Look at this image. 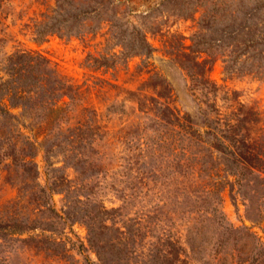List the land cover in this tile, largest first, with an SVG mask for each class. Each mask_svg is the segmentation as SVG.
Here are the masks:
<instances>
[{"label": "trees", "instance_id": "1", "mask_svg": "<svg viewBox=\"0 0 264 264\" xmlns=\"http://www.w3.org/2000/svg\"><path fill=\"white\" fill-rule=\"evenodd\" d=\"M61 1L55 21L34 30L37 39L50 33L59 37L84 36L87 9L71 0ZM5 37L2 26L0 118L7 124L4 139L8 145L1 168L4 173L0 170V175L17 188L18 194L8 202L13 208L0 217V247L8 240L41 241L43 235L12 236L39 227L36 217L40 204L56 214L46 206L47 199L39 202L40 198H51L54 190H62L65 197L69 195V202L85 204L93 192L90 178L101 179L99 184L110 178L109 185L120 201L117 206H108L93 197V203L79 215L87 221L89 243L93 245L96 239L95 250L101 263L106 262L107 252L109 264H118L120 253L128 249L127 242L135 243L136 234L150 232L157 209L164 213L162 221H169L160 226L162 246L170 253L186 254L193 244L191 234L202 235L206 220L223 227L218 204L225 184L236 185L237 194L249 209L259 201L264 221V114L257 105L243 101L235 89L222 90V104H218L221 88L210 77L208 59L179 63L200 104V123L166 101L173 95L168 82L147 69V78L135 89L106 82L124 95L117 101L118 107L114 102L106 106L105 116L123 115L121 101L133 102L132 117L113 129L86 100L87 87L33 49L3 51ZM145 48L149 49L147 43L132 45L130 50L133 55H147ZM232 52L233 58L222 60L227 77L249 73L264 79V29L248 31L244 39L233 44ZM139 67L138 64L136 68ZM39 149L46 168L44 184L38 180L35 160ZM57 155L62 164L55 166L51 159ZM65 165L76 173L74 180L65 175ZM103 185L108 187L106 182ZM77 192L82 194L70 196ZM152 197L157 199L155 204L151 203ZM21 201L38 203L21 212L15 208ZM131 203H135L134 209L132 215H127L123 210ZM64 213L70 217L67 210ZM115 219L121 222L118 227ZM261 230L264 233V226ZM250 234L255 238V233ZM227 238L226 235L221 240ZM0 264H7V256L0 255Z\"/></svg>", "mask_w": 264, "mask_h": 264}, {"label": "rangeland", "instance_id": "2", "mask_svg": "<svg viewBox=\"0 0 264 264\" xmlns=\"http://www.w3.org/2000/svg\"><path fill=\"white\" fill-rule=\"evenodd\" d=\"M71 1L88 11L84 19V36L59 37L50 33L37 39L34 30L42 29L55 21L62 1L0 0V27L6 29L2 50L10 52L16 48L33 49L49 58L63 73L87 87L86 100L113 129L122 120L132 117L133 102L127 99L121 101L125 114L105 116L106 106L114 102L115 107H118L117 104L120 105L118 102L124 95L109 88L106 82H117L123 87L135 89L147 78L148 74L144 72L147 69L161 75L168 82L173 95L166 101L170 100L169 104L175 109L189 114L195 122L200 123V104L192 95L186 73L179 63L204 58L209 60L211 79L221 88L218 92V104H222L219 99L222 90L235 89L243 101L257 105L264 114V79L249 73L227 77L222 61L233 58V44L244 39L248 31L264 29V0ZM144 43L149 45V49L145 48L148 54L133 55L130 47ZM126 61L129 68H126ZM138 64L140 67L137 69ZM144 89L150 91L149 86ZM25 121L29 122L27 118ZM6 130L7 124L0 118L2 174L4 172L1 168L6 162L4 153L8 145L4 139ZM23 131L28 133L26 129ZM35 160L39 167L38 180L44 184L46 168L41 149L37 151ZM51 160L55 166L62 164L58 155ZM63 171L70 179L76 178V173L69 166L65 165ZM2 174L0 217L13 208L8 202L18 194L17 188L6 183ZM99 180L101 179H88L93 192L85 204L71 200L69 202L71 198L69 195L65 197L62 190L52 191L51 198H40V203L47 199L46 206L52 207L56 214L41 208L40 204L36 217V225L39 227L21 234L15 233L12 237L43 235L42 240H8L0 247V255L7 256V264H109L107 252H104L106 262L101 263L98 259L94 245L96 239H91L93 245L89 243L87 221L79 216L93 203V197L103 200L108 206L120 203L115 190L109 185L111 179L104 180L108 183L106 188L104 182L99 184ZM224 186L221 190V202L218 204L223 227H219L216 221L206 220L202 235L191 234L193 244L186 249V254L170 253L162 246L160 226L169 221L163 222L164 213L157 209L150 232L145 235L136 234L133 237L135 243L127 242L128 249L120 253L117 263L264 264V233L261 230L264 221L259 214L260 202L254 203L249 209L237 194L236 185ZM78 193L82 194L77 192L70 196ZM156 202L157 199L152 197L151 203ZM37 203L21 201L15 208L24 212ZM134 204H128L123 212L132 215ZM65 210L70 217L65 216ZM105 222L111 223L108 220ZM114 222L117 227L121 224L117 219ZM226 230L229 231L224 232ZM250 232L256 234L255 238ZM225 234L228 238L222 241L221 237L226 236ZM51 239L61 243L55 244Z\"/></svg>", "mask_w": 264, "mask_h": 264}]
</instances>
